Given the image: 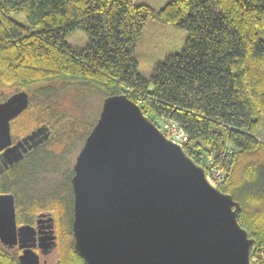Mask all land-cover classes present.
<instances>
[{
  "label": "trees",
  "instance_id": "1",
  "mask_svg": "<svg viewBox=\"0 0 264 264\" xmlns=\"http://www.w3.org/2000/svg\"><path fill=\"white\" fill-rule=\"evenodd\" d=\"M150 19L187 36L147 79L135 53ZM77 28L88 37L83 47L67 40ZM56 84H80L103 97L125 94L159 129L154 117L176 122L187 135L183 150L205 172L211 159L227 167L219 189L239 203L237 221L255 241L252 264H264V0H169L158 10L136 0H0V92L31 96L19 127L40 120L53 130V141L31 160L0 173V193L13 194L19 225L52 212L55 264H86L73 249L69 177L44 194L28 186L30 167L45 158L58 164L51 145L64 142L62 157L70 140L93 126L78 133L74 116L46 102ZM36 93L40 108L33 106ZM18 255L0 243V264H19Z\"/></svg>",
  "mask_w": 264,
  "mask_h": 264
},
{
  "label": "water",
  "instance_id": "2",
  "mask_svg": "<svg viewBox=\"0 0 264 264\" xmlns=\"http://www.w3.org/2000/svg\"><path fill=\"white\" fill-rule=\"evenodd\" d=\"M27 106L25 91L0 103V149L10 143L9 119ZM36 133L43 143L50 130L42 124L24 141ZM71 185L73 249L86 264H252L255 241L237 221L239 203L125 94L104 98ZM45 220L39 244L47 254L55 234L53 217ZM36 234L17 225L13 194L0 193V243L22 250L19 264H40Z\"/></svg>",
  "mask_w": 264,
  "mask_h": 264
},
{
  "label": "rangeland",
  "instance_id": "3",
  "mask_svg": "<svg viewBox=\"0 0 264 264\" xmlns=\"http://www.w3.org/2000/svg\"><path fill=\"white\" fill-rule=\"evenodd\" d=\"M136 1L138 3L148 4L158 10L169 0ZM186 36V31L176 25L162 24L158 21L150 19L143 29L141 39L136 48L135 57L138 62L139 73L143 77L149 79L159 62H162L167 55L177 53L182 50L186 41ZM67 40L70 45L83 47L86 45L88 37L81 28H77L68 36ZM47 94V98H45L46 102L52 104L54 108L62 113L74 116L78 123L76 127L78 133H80V131L83 132L85 129L87 130L90 124L94 125L98 118L102 102L105 98L97 90L80 84H56L47 90ZM33 106L35 107L37 104L35 105L34 103ZM36 117L40 118L39 114ZM153 119L158 123V125H160V127L163 128V121L157 117H154ZM32 126L30 125L26 131H28L30 127L32 128ZM52 131L48 140L49 142L53 141ZM70 141V150L67 155L64 154L62 157V150L67 147L66 145H63L64 142H61V144L58 145H51V153L55 154L58 160V164H55L57 169L54 170L53 167H51L48 172L54 173H48V175L42 176L41 182L51 186L55 182H59L60 180L62 181L64 172H66L67 168L71 169L75 156L78 153L83 141L80 139H72ZM64 181L65 180H63V182ZM63 193L64 190H61V194ZM49 255L50 256H48L46 264H55L56 252L52 251Z\"/></svg>",
  "mask_w": 264,
  "mask_h": 264
},
{
  "label": "flooded vegetation",
  "instance_id": "4",
  "mask_svg": "<svg viewBox=\"0 0 264 264\" xmlns=\"http://www.w3.org/2000/svg\"><path fill=\"white\" fill-rule=\"evenodd\" d=\"M2 90H4V91L0 92V103L7 100L11 95L16 94V93L21 92V91H24V90H15V89L9 91V89L7 87L6 88L3 87ZM27 97H28V105H29L31 102V96L27 93ZM34 100H35V105L37 104V107H38L40 104V94L39 93H36V99H34ZM27 107L24 110H22L20 113H18L17 115L12 117L11 119H9L10 143L8 145L4 146L2 149H0V173L8 170L10 168L16 169L17 167L25 164L26 159L31 160L33 157L31 158L29 156L31 154H33L37 149H39V147L41 145L48 142V140L50 138L52 130L47 125L49 127L50 134H49L48 139L43 141V143L37 142L38 139L42 138L41 133H36V135L33 137V140L24 141V138L26 136L30 135L33 131L37 130L42 125V123H39L40 120H37L38 122L35 123V125H33L34 127L33 126H32V128L30 127V129L28 131H25L24 128L19 127V124L21 123V121L23 120V117H24V116L23 117H21V116L25 113ZM39 108H40V106H39ZM84 139L85 138L80 139V140H82L84 142ZM19 142H21L20 145H19ZM33 143H36V144H33ZM16 144H18L17 150H11V149L7 150ZM0 145H2L1 141H0ZM82 145H83V143H82ZM82 145H81V147H82ZM80 148H79V151H80ZM69 150H70V148L67 149V151L64 154L67 155ZM18 152L21 153V156L18 157L17 159H14V156L17 155ZM77 154L75 156V160H76ZM75 160H74V163H75ZM74 163L72 164L71 169L67 168L66 172H64V177H63L62 181L60 180L59 182H55V183H53V185L49 186L48 184L41 182V177L44 175H48V173L53 174L54 172H48V170H50L51 167H55L54 170H56L57 168H56L55 163L51 162L49 160V158H45L42 164L40 163L38 166H35L33 168L30 167L31 170L35 169V172L29 171V170L27 171L29 173L28 175L33 176L32 178L29 179L28 186L30 187L31 190H33L39 194H44L47 191L51 192L52 190H54L56 186L63 183V180H67V177H69L70 189L72 192V209H73V191H72V185H71V177L73 175ZM49 215L53 217L55 246L47 254H44L42 252V248H41L42 245L39 244V237L46 235L45 232L48 231V228H47L48 222L45 220V217L47 218ZM54 223H55V221H54V216H53L52 212L40 211L34 217V224H31L37 230V234H36L37 244L34 247V251L39 255L40 264H46L48 256H50L49 254L52 251L54 252L56 249L57 235L55 233V224ZM12 248H18V246H14ZM21 251L22 250L19 249V254L21 253Z\"/></svg>",
  "mask_w": 264,
  "mask_h": 264
},
{
  "label": "built area",
  "instance_id": "5",
  "mask_svg": "<svg viewBox=\"0 0 264 264\" xmlns=\"http://www.w3.org/2000/svg\"><path fill=\"white\" fill-rule=\"evenodd\" d=\"M162 126V130L166 132V136L171 140L181 145L186 142L187 135L176 122L167 120L163 122ZM227 172L226 166L220 162L214 161V159H211L208 163V170L205 175L211 185L219 188V186L225 182Z\"/></svg>",
  "mask_w": 264,
  "mask_h": 264
}]
</instances>
